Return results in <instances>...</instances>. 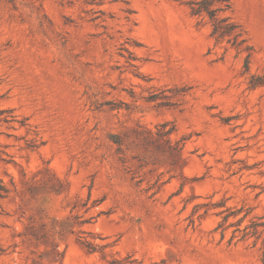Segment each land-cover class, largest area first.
I'll return each instance as SVG.
<instances>
[{
  "label": "rangeland",
  "instance_id": "1",
  "mask_svg": "<svg viewBox=\"0 0 264 264\" xmlns=\"http://www.w3.org/2000/svg\"><path fill=\"white\" fill-rule=\"evenodd\" d=\"M0 0V264H264V0Z\"/></svg>",
  "mask_w": 264,
  "mask_h": 264
},
{
  "label": "trees",
  "instance_id": "2",
  "mask_svg": "<svg viewBox=\"0 0 264 264\" xmlns=\"http://www.w3.org/2000/svg\"><path fill=\"white\" fill-rule=\"evenodd\" d=\"M203 11L208 12L209 16L213 20L212 34L217 35V36H223V35L230 33L232 31L234 25L232 23H229L227 26L221 25L220 22L223 21L224 18L223 19H217V17L214 15L212 10L209 9L208 0H198V1H192L191 2V12L193 14H200ZM5 192H6V189H5L3 183L0 179V197H2Z\"/></svg>",
  "mask_w": 264,
  "mask_h": 264
}]
</instances>
